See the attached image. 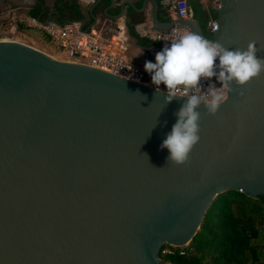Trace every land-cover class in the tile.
I'll return each instance as SVG.
<instances>
[{"label": "water", "instance_id": "95a60500", "mask_svg": "<svg viewBox=\"0 0 264 264\" xmlns=\"http://www.w3.org/2000/svg\"><path fill=\"white\" fill-rule=\"evenodd\" d=\"M216 31L264 58V0H219ZM182 166L161 149L183 103L0 35V264H161L187 245L213 198L264 194V72L233 83ZM187 242L186 244H183Z\"/></svg>", "mask_w": 264, "mask_h": 264}, {"label": "clouds", "instance_id": "9594fccd", "mask_svg": "<svg viewBox=\"0 0 264 264\" xmlns=\"http://www.w3.org/2000/svg\"><path fill=\"white\" fill-rule=\"evenodd\" d=\"M144 71L157 93L165 97V104L183 100L176 123L160 145L169 152L168 163L182 166L200 141L198 109L203 106L207 115L215 116L233 91V83L243 87L264 72V58L257 56L255 41L246 50H229L189 31L165 43L155 54V62L145 61ZM213 78L222 86L212 83Z\"/></svg>", "mask_w": 264, "mask_h": 264}, {"label": "trees", "instance_id": "16d2710c", "mask_svg": "<svg viewBox=\"0 0 264 264\" xmlns=\"http://www.w3.org/2000/svg\"><path fill=\"white\" fill-rule=\"evenodd\" d=\"M44 1H35L28 13L30 18L39 23L49 19L57 25L82 20L76 0H54L51 8L45 7ZM155 1L157 14L168 21L169 17L161 5L163 0ZM108 4L102 0L92 14L98 12L99 5L105 8ZM189 4L202 34L209 37L206 22L215 19L216 13L201 8L196 1ZM112 13H118V8ZM18 28L19 25L16 30ZM127 33L136 41L132 25L127 26ZM160 250L157 255L161 264H264V194L255 198L235 190L217 194L206 209L197 231L182 248V256L178 250H172L170 255H160Z\"/></svg>", "mask_w": 264, "mask_h": 264}, {"label": "crops", "instance_id": "0c3cea01", "mask_svg": "<svg viewBox=\"0 0 264 264\" xmlns=\"http://www.w3.org/2000/svg\"><path fill=\"white\" fill-rule=\"evenodd\" d=\"M35 1L36 0H0V19L2 16H8L13 23L19 24L20 27L23 25L24 27L32 28V30L26 29L25 31L27 32L21 34L22 43L42 53L47 54L48 52H52L54 57L63 62H66L65 54L51 42L49 36H47L40 27V24L56 27L68 26L75 33V41L87 40L100 43L101 45L115 44L117 47L120 45L123 47V50H120L122 56L126 60L133 62L144 60L147 47L154 43L152 40L144 37L143 32L158 30L151 23V0H106L109 2L108 6L103 8L102 5H99L98 12L94 14H92L94 7L102 0H76L82 12V20L80 22L66 23L63 25H57L49 19L45 20L43 23H39L30 18L28 13ZM193 1L196 0H187L191 11L192 8L189 3ZM53 2L54 0H45L44 5L47 8H51ZM200 7L205 10L210 9L206 4ZM116 8H118V13H112ZM155 18L159 26H164L170 22L169 19L168 21H164L163 16L157 14V10ZM30 19L34 20L35 23H30ZM193 21L196 20L193 18ZM129 25H132L134 35L137 38L136 41L132 40L127 33V26ZM16 27V25L11 26L10 31L16 32ZM116 27L119 29L120 33H123L118 43H114ZM33 29L43 32L46 37V42L41 40L38 36V32L33 31ZM85 62V59L80 58L75 64H83Z\"/></svg>", "mask_w": 264, "mask_h": 264}, {"label": "built area", "instance_id": "2783aa9c", "mask_svg": "<svg viewBox=\"0 0 264 264\" xmlns=\"http://www.w3.org/2000/svg\"><path fill=\"white\" fill-rule=\"evenodd\" d=\"M196 1L199 6H204L206 4L214 12L220 7L219 0ZM161 5L165 8V11L169 17V21H193L192 11L188 6L187 0H163L161 1ZM29 21L30 23H35L32 19ZM40 25L45 34L49 36L51 42L65 54L66 62L76 63L80 58L85 59V63L79 64L103 71L117 78L136 83L155 92L157 91L151 83L150 75L144 71L145 61L155 62V54L163 49L165 43H170L178 36L190 31L181 26L173 25L166 31L154 30L143 32V36L149 40H152L154 43L147 47L144 60L133 62L126 60L122 56L120 50L122 51L123 47L120 45L117 47L115 44L101 45L100 43L87 40L75 41V33L68 26L56 27L51 25ZM206 26L210 35L216 31V22L214 19H208ZM114 36V43H118L120 42L119 39H121L123 33H120L119 29L117 28L115 29ZM211 82L216 83L217 87L222 86L215 81V78H213ZM160 87L162 90H164L163 85ZM206 87L207 84H205V88ZM185 246L186 245H165L164 247L161 245L158 250L161 249L160 255H170L172 250H178V254L182 256V248ZM156 257L158 261H160L157 254Z\"/></svg>", "mask_w": 264, "mask_h": 264}, {"label": "rangeland", "instance_id": "374dc122", "mask_svg": "<svg viewBox=\"0 0 264 264\" xmlns=\"http://www.w3.org/2000/svg\"><path fill=\"white\" fill-rule=\"evenodd\" d=\"M16 25L18 26L19 24L17 23H13L9 18L8 16H2V18L0 19V35L2 36H6L8 37L11 41H14V42H17V43H22L21 39H22V36L21 34H23L24 32H27L25 31L26 29L28 30H32V28H28V27H24L23 25L16 30V32H11L10 28L11 26L13 25ZM33 31H37L38 32V36L40 37L41 40L45 41V34L43 32H41L40 30H36V29H33ZM43 33V34H42ZM46 42V41H45ZM23 44V43H22ZM45 55L51 57V58H54L58 61H60L58 58L54 57V54L51 52V53H44ZM63 62V61H61ZM165 247V243L161 244ZM184 246V245H183ZM159 257V256H158ZM162 256H160L161 258Z\"/></svg>", "mask_w": 264, "mask_h": 264}, {"label": "bare ground", "instance_id": "6f19581e", "mask_svg": "<svg viewBox=\"0 0 264 264\" xmlns=\"http://www.w3.org/2000/svg\"><path fill=\"white\" fill-rule=\"evenodd\" d=\"M187 242H184L183 244H186Z\"/></svg>", "mask_w": 264, "mask_h": 264}]
</instances>
